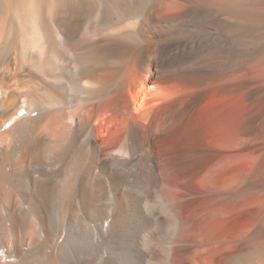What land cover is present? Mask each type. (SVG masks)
I'll list each match as a JSON object with an SVG mask.
<instances>
[{
	"label": "bare ground",
	"instance_id": "obj_1",
	"mask_svg": "<svg viewBox=\"0 0 264 264\" xmlns=\"http://www.w3.org/2000/svg\"><path fill=\"white\" fill-rule=\"evenodd\" d=\"M210 99L254 155L206 180ZM259 152L264 0H0V264H264Z\"/></svg>",
	"mask_w": 264,
	"mask_h": 264
},
{
	"label": "rangeland",
	"instance_id": "obj_2",
	"mask_svg": "<svg viewBox=\"0 0 264 264\" xmlns=\"http://www.w3.org/2000/svg\"><path fill=\"white\" fill-rule=\"evenodd\" d=\"M206 106L207 107L200 112L199 114L200 118L197 116L196 119L192 121V123L190 122L189 125L187 124V126L184 127L183 130L179 128H174L169 141L166 143L167 146L166 148L167 151L169 152V155L172 156L210 155L209 152L204 151V149L200 147L201 145L205 146V148L209 150H218L220 152L219 154L220 156L217 157L215 160H213L211 163H209L202 170L201 173L202 177L207 180L208 178L207 176H209V174H211V172H213V170L216 169V166L219 161L218 159H220L222 155L227 154V155H233L236 158H243L250 155L252 156L254 154H251L252 143L250 141V136L248 133L245 132L236 133V135H231L230 137L225 136L226 138L225 137L221 138L220 136H217L214 132H213L214 135L211 134L213 128L215 127L214 125H216L217 122L218 123L221 122L223 118L226 117V114L229 110L242 109L243 103H241V101L231 103L225 100L218 101V100L210 99L207 102ZM247 114L249 115L248 112ZM243 124L244 122H241V125L240 124L239 125L241 128L245 129L246 125ZM187 130L189 131L187 132ZM174 132L176 133L174 134ZM223 144H225L226 146ZM161 146L162 145H160V147ZM257 146L261 147L262 143H258ZM255 155H264V154H261V152H259ZM248 171L249 169L245 172L243 177L248 178L249 176L247 175ZM245 178L243 179L245 180ZM164 180L165 181L163 183H167L166 178H164Z\"/></svg>",
	"mask_w": 264,
	"mask_h": 264
}]
</instances>
